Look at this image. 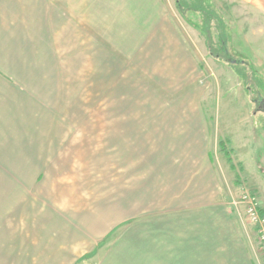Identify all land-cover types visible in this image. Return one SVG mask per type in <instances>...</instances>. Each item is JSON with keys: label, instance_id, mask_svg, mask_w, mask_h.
Masks as SVG:
<instances>
[{"label": "rangeland", "instance_id": "1", "mask_svg": "<svg viewBox=\"0 0 264 264\" xmlns=\"http://www.w3.org/2000/svg\"><path fill=\"white\" fill-rule=\"evenodd\" d=\"M45 1V28L25 42L43 110L25 132L37 128L31 148L46 141L14 169V199H0V264H52L57 252L55 264H161L151 246L166 254L167 194L201 174L182 168L194 164L178 148L189 135L219 196L210 206L237 208L258 242L234 202L264 207V0ZM257 253L264 262L259 242Z\"/></svg>", "mask_w": 264, "mask_h": 264}, {"label": "crops", "instance_id": "2", "mask_svg": "<svg viewBox=\"0 0 264 264\" xmlns=\"http://www.w3.org/2000/svg\"><path fill=\"white\" fill-rule=\"evenodd\" d=\"M47 13L45 0H0V174L3 169L9 171V175L0 183V199L4 197L5 201L14 199V185L24 183V179L15 178L14 169L23 167L26 153L41 151L39 147L44 146L42 143L46 141L43 138L42 143H34L31 148L29 137L36 134L37 128L25 132V118L30 110H43L38 102L40 100L33 98L36 97L34 93L30 95L27 91L31 87L41 89L43 86L25 64V59L31 58L29 52H25V46H29L25 42L33 40L36 32H42L47 22ZM168 52L172 58L181 56L186 59L185 54L176 48L172 47ZM58 86L55 84L53 90ZM57 129L59 128L53 125L49 130L54 133ZM38 134L43 137L47 135L44 128ZM189 136H182V145L178 148L184 157H192L191 162L194 164L187 162L182 164V168H188L190 172L195 167L201 174L183 182L189 186L182 189L186 194L182 192L178 199L173 198L174 192H168L163 225L167 238L166 254L158 247V242L153 243L151 252L154 253V248H157L153 259L164 257L161 264H263L257 253L258 242L251 240L246 229L241 226V214L237 208L228 210L226 207L216 206L220 203L210 206L219 196H215L216 186L210 183L211 173L206 166L203 144L199 142L200 139ZM43 151L46 150L43 148ZM179 174L180 171L175 172V175ZM186 178L188 177H182ZM175 195L179 196V190ZM195 203L198 207H194ZM261 209L264 214V207L261 206ZM119 210L122 211L121 208ZM52 215V223L49 221L51 225L55 227L62 224L55 218L54 211ZM45 222L46 220H42L39 225ZM248 227L257 236L255 230L250 225ZM41 230L44 229H39ZM2 231L0 228L1 233ZM0 238L2 246L3 236ZM59 256L60 253H53L48 260L55 264ZM107 263L106 261L105 264Z\"/></svg>", "mask_w": 264, "mask_h": 264}, {"label": "built area", "instance_id": "3", "mask_svg": "<svg viewBox=\"0 0 264 264\" xmlns=\"http://www.w3.org/2000/svg\"><path fill=\"white\" fill-rule=\"evenodd\" d=\"M234 205L238 207L239 205L245 206V219L256 232L259 248L264 256V214L261 209V204L257 201L256 197L251 194H243L239 197Z\"/></svg>", "mask_w": 264, "mask_h": 264}, {"label": "trees", "instance_id": "4", "mask_svg": "<svg viewBox=\"0 0 264 264\" xmlns=\"http://www.w3.org/2000/svg\"><path fill=\"white\" fill-rule=\"evenodd\" d=\"M193 6H194L193 7L194 10H200V9L202 10V8L204 7V1L203 0H195V4ZM225 51H226V55H227V49L226 48H225ZM237 63H239V61H237Z\"/></svg>", "mask_w": 264, "mask_h": 264}]
</instances>
